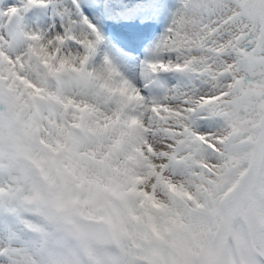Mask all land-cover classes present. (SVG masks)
<instances>
[{
  "label": "rangeland",
  "instance_id": "rangeland-1",
  "mask_svg": "<svg viewBox=\"0 0 264 264\" xmlns=\"http://www.w3.org/2000/svg\"><path fill=\"white\" fill-rule=\"evenodd\" d=\"M180 4L80 0L82 15L111 41L99 42L108 45L92 60L110 66L115 54V78L134 70L142 94L158 95L145 87L144 69ZM106 26L121 33V42ZM43 44L48 53L34 41L20 54L0 50V208L21 215L41 234L56 235L59 251L52 264H264L260 118L242 112L228 124L204 123L200 131L208 138L185 137L181 103H145L133 87L92 77L91 59L85 63L66 50L74 54L64 63L63 50ZM161 79L175 85L184 77L162 73ZM63 146L68 151L60 163L61 187L50 196L44 175L57 182L54 161ZM150 170L155 179L143 192L140 178ZM83 181L88 204L60 218L57 209L73 208ZM25 209L33 216H23ZM80 214L94 220L84 219L73 233L70 221ZM100 216L107 223L97 221ZM81 233L96 238L87 245Z\"/></svg>",
  "mask_w": 264,
  "mask_h": 264
},
{
  "label": "snow or ice",
  "instance_id": "snow-or-ice-1",
  "mask_svg": "<svg viewBox=\"0 0 264 264\" xmlns=\"http://www.w3.org/2000/svg\"><path fill=\"white\" fill-rule=\"evenodd\" d=\"M101 39L97 26L82 15L80 0L0 5V50L10 55L20 54L28 41L41 40L74 51L87 63ZM162 73L184 79L168 85ZM144 77L145 87L158 95L146 97L137 86L133 91L145 103H181L178 119L185 137L208 138L200 131L204 123L228 124L242 112L264 122V0H181ZM58 251L55 234H41L21 215L0 208V264H52Z\"/></svg>",
  "mask_w": 264,
  "mask_h": 264
},
{
  "label": "bare ground",
  "instance_id": "bare-ground-1",
  "mask_svg": "<svg viewBox=\"0 0 264 264\" xmlns=\"http://www.w3.org/2000/svg\"><path fill=\"white\" fill-rule=\"evenodd\" d=\"M35 11L39 12V10H35ZM30 15H32V14L30 13ZM108 30L111 31V27H109ZM112 31H113V29H112ZM117 33H119V32H117ZM108 41H109L108 43H110L109 45H111V41L109 39H108ZM34 45L36 47H38V49H40L41 52H47V53L49 52L48 49L44 47L43 41H41V40L34 41ZM106 45H108V44L98 45L97 49L100 48V47L104 48ZM63 53H62L63 55L61 54L62 58L60 57V59L64 63L70 61L73 58V54H74L73 52H68L66 50H63ZM119 59L120 58H118L114 54V57H112V59L110 60L111 62L108 61L110 66H108L106 64V62H102L100 59H99V61H96V60L94 61V60L91 59V61H92V69H93V70L90 71L91 72V76L92 77L94 76L98 80H99V78H101L100 81L102 83H104V84H110L111 83L112 85L124 86V88H126V87H134V85L135 86L138 85V81L135 78L134 70H132V71L125 70L124 75H122L120 77L118 76L117 78H115L116 74L118 75V71L112 65H113L114 62H116V60H119ZM54 62H55V64H57L56 60ZM107 74H109V76H106ZM125 80L129 81V85L130 86H126L125 85V83H124ZM152 174H153V172L150 170V171L147 172L146 176H142L140 178L141 184L143 185V192L146 191V186L150 182V181L148 182V179H151V181H152V179H153V177H152L153 175ZM154 179H153L152 183L154 182ZM132 218L135 219L134 214H132Z\"/></svg>",
  "mask_w": 264,
  "mask_h": 264
}]
</instances>
